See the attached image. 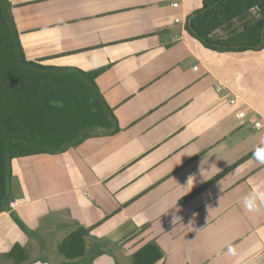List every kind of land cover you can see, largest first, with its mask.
Segmentation results:
<instances>
[{
  "label": "crops",
  "instance_id": "obj_1",
  "mask_svg": "<svg viewBox=\"0 0 264 264\" xmlns=\"http://www.w3.org/2000/svg\"><path fill=\"white\" fill-rule=\"evenodd\" d=\"M10 1L28 60L86 71L110 65L96 81L121 129H99L64 152L12 159L21 189L13 210L39 233L0 212V255L17 242L28 252L45 242L58 248L85 227L86 252L97 246L98 255L108 243L154 242L164 252L155 264H264V207L248 212L242 203L264 190V164L254 155L180 202L264 145V48H206L187 30L203 0ZM259 19L264 2L213 36ZM211 163L217 169L208 172Z\"/></svg>",
  "mask_w": 264,
  "mask_h": 264
},
{
  "label": "trees",
  "instance_id": "obj_2",
  "mask_svg": "<svg viewBox=\"0 0 264 264\" xmlns=\"http://www.w3.org/2000/svg\"><path fill=\"white\" fill-rule=\"evenodd\" d=\"M263 2L203 0L202 7L192 14L191 27L192 15L189 16L187 30L206 48L220 53L260 50L264 48V45L258 47L263 39L264 19L227 38H216L213 33ZM109 67L86 71L28 60L14 19L13 4L10 0H0V212L10 211L23 231L30 232L9 205L12 159L67 151L98 134L99 129L106 135L118 133L121 129L118 118L96 81ZM258 148L195 188L180 202L183 204L200 194L253 156ZM88 233L85 227L73 230L60 243L59 251L69 260L84 256ZM3 256L14 264H23L29 252L17 242ZM163 257V250L154 242L132 254L133 264H155Z\"/></svg>",
  "mask_w": 264,
  "mask_h": 264
},
{
  "label": "rangeland",
  "instance_id": "obj_3",
  "mask_svg": "<svg viewBox=\"0 0 264 264\" xmlns=\"http://www.w3.org/2000/svg\"><path fill=\"white\" fill-rule=\"evenodd\" d=\"M9 188H10V195L11 197L20 196L21 189L18 185L16 178H11L9 181ZM16 216L20 217V211L16 212ZM23 221V220H22ZM30 236H38V231L29 232ZM46 240V239H45ZM52 240H56L60 243L61 237L59 234H56V237ZM60 240V241H59ZM43 243V242H42ZM146 244L145 242H139L133 245H127L124 242H120L118 244L108 243L105 244L104 248L107 252L116 257L118 264H133L132 254L136 250H138L141 246ZM100 247L95 246L94 248L90 249L85 253L84 256L79 257L75 260L67 259L57 248L56 245H49L48 242L41 244L39 251L35 249L29 250V257L30 263H35L38 261L49 262L51 264H76V263H84L89 262L94 256L98 255L100 251ZM102 254V253H101ZM29 262H24L23 264H28ZM0 264H14L11 259L5 258L3 255H0Z\"/></svg>",
  "mask_w": 264,
  "mask_h": 264
},
{
  "label": "clouds",
  "instance_id": "obj_4",
  "mask_svg": "<svg viewBox=\"0 0 264 264\" xmlns=\"http://www.w3.org/2000/svg\"><path fill=\"white\" fill-rule=\"evenodd\" d=\"M254 158L260 163L264 164V145L259 147L254 153ZM204 161H202L203 165ZM214 169H217L215 163H211L209 165V170H206L208 172H212ZM190 182V178L188 179L187 185ZM243 207L248 211V212H258L261 207H264V190H262L260 187H257L253 189L249 194L243 197ZM175 221V219H174ZM173 221V223H174ZM228 253L229 254H234V250L232 247H228Z\"/></svg>",
  "mask_w": 264,
  "mask_h": 264
},
{
  "label": "water",
  "instance_id": "obj_5",
  "mask_svg": "<svg viewBox=\"0 0 264 264\" xmlns=\"http://www.w3.org/2000/svg\"><path fill=\"white\" fill-rule=\"evenodd\" d=\"M214 5H212V7ZM192 18H193V15L190 17V20H189L190 27H191V20H192ZM263 45H264V31H263V39H262V42H261L260 45H258V47H262ZM31 264H51V263H49V262H43V261H38V262H35V263H31ZM77 264H86V263H77ZM93 264H117V263H116V259H115V257L113 255H111L109 253H102V254L96 256L93 259Z\"/></svg>",
  "mask_w": 264,
  "mask_h": 264
},
{
  "label": "built area",
  "instance_id": "obj_6",
  "mask_svg": "<svg viewBox=\"0 0 264 264\" xmlns=\"http://www.w3.org/2000/svg\"><path fill=\"white\" fill-rule=\"evenodd\" d=\"M175 5L178 6V3H175ZM177 20L179 21V19H177ZM217 90L219 91V90H221V89L218 88ZM229 101H230L231 103H235V98H234V99L231 98ZM244 115H245L244 112H240V113H238V116H239V117H244ZM255 125H256V127H260V126H261V123H260V122H256ZM18 204H19V203H18L17 200H13V201L10 202L9 205H10V208L13 210V209L16 208V206H18Z\"/></svg>",
  "mask_w": 264,
  "mask_h": 264
},
{
  "label": "flooded vegetation",
  "instance_id": "obj_7",
  "mask_svg": "<svg viewBox=\"0 0 264 264\" xmlns=\"http://www.w3.org/2000/svg\"><path fill=\"white\" fill-rule=\"evenodd\" d=\"M93 259H91V261H89V262H84V263H86V264H93Z\"/></svg>",
  "mask_w": 264,
  "mask_h": 264
}]
</instances>
